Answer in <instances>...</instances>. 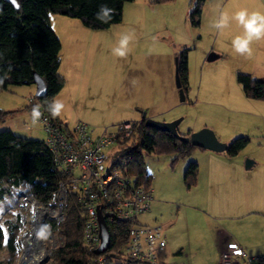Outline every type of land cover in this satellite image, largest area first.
<instances>
[{
    "label": "crops",
    "instance_id": "obj_1",
    "mask_svg": "<svg viewBox=\"0 0 264 264\" xmlns=\"http://www.w3.org/2000/svg\"><path fill=\"white\" fill-rule=\"evenodd\" d=\"M189 4L190 0H132L124 4L122 20L105 29L89 28L68 16L59 32L50 22L61 41L58 72L64 78L53 101L64 104L59 118L68 127L82 121L74 115L80 111L95 131L140 120L145 111L148 117L166 121L183 115L178 125L182 134L207 126L227 143L237 134L248 135L249 143L235 155L198 148L188 156L198 163V170L195 182L186 187L188 195L183 197L188 204L183 198L176 204L190 211L189 221L182 227L159 212L157 205L163 201L156 203L159 198L150 173L153 200L144 214L153 209L154 220L150 218L147 223L160 225L167 239L159 262L219 264L220 254L234 244L250 254L264 253V100L246 96L237 80L238 72L264 79V39L250 44L251 55H239L232 48L233 39L243 34L235 15L241 11L264 15V0H205L198 26L190 24ZM225 14L227 26L215 28ZM124 35L132 37L130 54L126 64L119 67L113 49ZM184 47L189 48V89L181 102L175 83V57ZM211 53L216 54L214 59H208ZM231 58L239 65L236 80L242 88V93L233 97L227 95L217 73V66L230 65ZM30 86L36 89L35 84ZM10 88L16 89L9 85L4 90L13 94ZM33 89L18 90V99L9 97L4 105L0 92V106L16 109L13 105L22 100L21 93L31 95ZM109 97L119 101V109L108 110L113 115L104 116L105 109L116 106ZM186 111H190L188 116ZM25 112H30L28 104ZM71 117L74 120L69 122ZM25 124L16 119L11 130L29 137L18 132ZM252 144L254 152H246ZM247 158L254 161L250 167H245ZM18 240L20 243V233Z\"/></svg>",
    "mask_w": 264,
    "mask_h": 264
},
{
    "label": "trees",
    "instance_id": "obj_2",
    "mask_svg": "<svg viewBox=\"0 0 264 264\" xmlns=\"http://www.w3.org/2000/svg\"><path fill=\"white\" fill-rule=\"evenodd\" d=\"M129 1L132 0H17L19 7L16 8L9 1L0 0V92L9 85L34 84L33 76L36 72L44 79L47 92L41 97L35 95V99L51 116L49 105L64 85V78L58 72L61 41L50 24L49 13L78 18L92 29H105L122 20L124 4ZM160 1L162 0H152ZM204 1L190 0L188 19L193 26L200 24ZM104 4L115 10L107 23L96 19L97 12ZM188 50V47H184L176 53L178 73L186 96L189 89ZM237 80L246 96L264 100V79L238 72ZM29 104L35 107L34 104ZM16 111L17 109L5 110L0 106V122L6 115ZM52 118L62 128L67 127L59 116ZM132 123L134 133L120 143L114 164L126 173L135 175L140 182L151 183L144 153H175L172 160L174 164L178 159L188 157L193 150L204 149L190 142H182L168 131L148 126L144 117ZM249 141L248 135H238L228 142L225 152L235 155ZM197 170L198 163L190 161L184 170L187 187L195 182ZM63 178V173L54 166L52 155L43 139L23 136L11 129L0 130V200L16 189L24 188L27 194L40 202L48 203L57 191L58 182ZM63 212L62 221L50 222L53 229H60L65 233L66 241L62 246L50 248L48 264H99L96 259L100 254H95L93 249L83 244L85 214L76 193L69 191ZM106 222L111 242L109 249L102 253L106 256L105 264L141 263L125 259L121 254V248L129 236L130 223L115 218H107ZM4 223L8 229L6 246L9 258H1L0 264H14V258L20 251L18 236L25 222L21 214L14 213ZM5 239L6 232L0 224V248Z\"/></svg>",
    "mask_w": 264,
    "mask_h": 264
},
{
    "label": "built area",
    "instance_id": "obj_3",
    "mask_svg": "<svg viewBox=\"0 0 264 264\" xmlns=\"http://www.w3.org/2000/svg\"><path fill=\"white\" fill-rule=\"evenodd\" d=\"M28 102L41 112L39 121L45 131L44 143L52 155L54 166L64 178L58 182L57 191L48 203L40 202L25 189L21 190L18 212L25 225L20 236L38 216L45 236L47 231L52 234L50 220L60 222L64 219L63 209L68 202L69 191H72L85 214L82 228L84 246L94 250L100 244V209L105 220L115 218L130 223L128 239L121 248L123 258L158 263L160 254L166 249V236L160 225L139 219L150 208L153 189L114 164L120 143L134 133L132 121L106 125L99 131L84 121L62 128L36 102L35 95L30 96ZM96 260L105 264L106 256L100 254ZM219 264H264V253L250 254L243 246L234 244L220 254Z\"/></svg>",
    "mask_w": 264,
    "mask_h": 264
},
{
    "label": "rangeland",
    "instance_id": "obj_4",
    "mask_svg": "<svg viewBox=\"0 0 264 264\" xmlns=\"http://www.w3.org/2000/svg\"><path fill=\"white\" fill-rule=\"evenodd\" d=\"M136 1H138V3H142V1H144V0H136ZM66 18H68V16L49 13V20H50L51 24L56 26V28L59 32H61L62 24H64V19H66ZM68 19L76 21L79 24L81 23L76 18L70 17ZM197 32L199 33L200 30ZM129 54H130V52H128V54L125 57H118L117 56L118 66L119 65L124 66L126 64V60L128 59ZM229 62H230V65L225 64V65L217 66V73H220V78H221L220 83L223 86V89L226 90L228 96L233 97L237 93H242V88H241V85L236 80V70H237L236 68L239 65L236 63V60L234 58L229 59ZM100 63L102 64L103 61L101 60ZM232 65H233V67H232ZM234 68H235V70H234ZM11 86L16 87V89L10 88L11 90H13V94L9 91H6V90L1 91V104L2 105H4L7 102L9 97L18 99V97L16 95L18 90L23 89L25 87L26 88L31 87V89H33L32 86H30V84H19V85H11ZM32 95H35V87H34L31 95H28L27 92L21 93V99L22 100L16 101L18 103L16 105H13V106L17 107L16 108L17 111L13 113L16 116L13 115V117H10L9 115H6V117L4 118V121L0 123V130L11 129L14 126L13 125L14 121L16 119H21V120H24L26 122V124L23 126V129H18L19 130L18 132H21L22 134H28L29 137H33V138H39V139L45 138V131L42 128L41 122L38 121L35 124H33V122H32L31 113H32L34 106L30 105L28 102V98ZM25 99H26V101H25ZM199 99H202V97H200ZM211 100H213L212 97H211ZM24 101H25V103H24ZM37 101H38V99L36 98V102ZM108 101L109 102L114 101L115 102L114 105L116 104V106L111 107L110 109L109 108L105 109V111L103 113L104 116L113 115V114H111L112 111L109 112L108 110H115L116 108L119 109V101H115V98L112 99V97H109ZM27 104H28V108L30 109L29 113L25 112V110L27 108ZM102 104L104 105V103H102ZM202 104H204V103H202ZM187 106L188 105H184L182 107H184V109H187ZM199 106H201V105H199ZM204 107H207V106L204 105ZM189 112L190 111H186L185 114L188 116ZM74 115H75V118H77L78 120H82L84 122H87L84 119L85 113H83L82 111H80L79 114H74ZM202 115H203V112H202ZM181 116H183V115H181ZM16 117H18V118H16ZM73 120L74 119H72V117H71V119H68L69 122H72ZM27 124H28V126H27ZM89 124H91V123H89ZM238 135H244V134L240 133V134H237L235 136H238ZM254 150H255V144H252L250 146V148H248V150H246V152H251V151L254 152ZM175 156H176L175 153H173V154H155V153L146 154V153H144V161H145V165H146L148 172L151 173L153 176L152 186H153V188H155L154 193H155L156 197L159 198L158 202H156V203H160L161 201H163L162 204L157 205V207L159 208V212L162 213V216L165 219L170 220V221H171V219L175 220V225H178V227H182L189 221L190 211L188 208H185V209H182L180 207L178 208L176 206V204L181 202V198H183L184 195H188V194H185L187 185H186L183 177H184V170L190 162V157L180 158L177 160V162H175L173 164L172 160ZM187 188H189V187H187ZM23 189L24 188L16 189V191L12 192L10 195H6L2 200H0V224L4 228L6 233H8V229H7V226L5 225L4 222L7 218H9L10 216H13L14 213H17V214L19 213L18 212V210H19L18 195L21 192V190H23ZM183 201L187 202V204H188L187 199L185 200V198H183ZM152 212H153V216H155L153 209H151V211H149L148 213H146V214L143 213L139 216L140 221L150 222V221H148V220H151L150 218H152L154 220V217L152 216ZM26 214H30V212L26 211ZM155 214H156V211H155ZM157 215L159 216L158 213H157ZM32 222H31L30 226L28 227L29 230H30V227L33 225ZM46 224L49 225V223H46ZM28 228L26 230H28ZM26 230H24L21 234L20 251L14 258V264H21L22 257L25 253L24 235L26 233L25 232ZM27 234H29V233H27ZM44 237H43V243L48 248L47 256H48V252H49V258H50V248H56V247L62 246L66 241L65 233L60 229H52V234H51V232L47 231L46 236L44 235ZM1 258H9V254H8V250H7V246H6V239H5L3 246L0 248V259ZM49 258L47 259L46 262H41L39 264H48ZM139 264H152V263L141 262ZM165 264H169V263H165Z\"/></svg>",
    "mask_w": 264,
    "mask_h": 264
},
{
    "label": "water",
    "instance_id": "obj_5",
    "mask_svg": "<svg viewBox=\"0 0 264 264\" xmlns=\"http://www.w3.org/2000/svg\"><path fill=\"white\" fill-rule=\"evenodd\" d=\"M9 1L14 7H19V4L17 0H7ZM216 57V54L211 53L208 55V59H214ZM175 64H176V70H175V83L178 88L179 93V99L181 102H184L186 100V94L182 88L181 80L178 73V57H175ZM33 83L36 86L35 89V95L38 97L44 96L47 92V87L45 84L44 79L36 72H34L33 76ZM142 117L145 118V123L148 126L157 128L159 130L168 131L171 134H173L177 139H179L182 142H190L191 144L216 151V152H222L225 151L228 143L225 141L220 140L214 130L210 127H202L198 130H194L190 132L188 135L182 134L178 131V125L182 120V116H179L177 118H174L172 120H158L151 117L146 116V112H142ZM254 161L250 158H247L245 160V167H250ZM98 222H99V236H100V244L93 250L95 254H102L106 252L109 249L110 242H111V234L109 226L105 220V218L102 216L100 209L98 210ZM8 239V233H6V241ZM20 240V239H19ZM49 258V252L48 256L45 258L44 262L47 261ZM152 264H162L161 262L158 263H152Z\"/></svg>",
    "mask_w": 264,
    "mask_h": 264
},
{
    "label": "clouds",
    "instance_id": "obj_6",
    "mask_svg": "<svg viewBox=\"0 0 264 264\" xmlns=\"http://www.w3.org/2000/svg\"><path fill=\"white\" fill-rule=\"evenodd\" d=\"M114 9L108 7L106 4L101 5L99 11L96 14V19L100 20L102 23H107L112 15L114 14ZM234 19L241 25L243 28V34L236 36L232 41L233 50L239 55H251L250 44L254 40H262L264 39V15L259 13H247L246 11H241L237 13ZM228 24V16L222 15L220 20L215 23L214 27L217 29H223ZM132 37L130 35H124L117 47L113 49L114 55L118 57H125L129 51V43ZM64 109V104L58 100H54L49 105V112L52 117H58L62 114V110ZM32 122L33 124L39 121L41 116V112L38 107H34L32 110ZM47 226H45L46 228ZM38 236L44 237L45 230L41 229Z\"/></svg>",
    "mask_w": 264,
    "mask_h": 264
},
{
    "label": "bare ground",
    "instance_id": "obj_7",
    "mask_svg": "<svg viewBox=\"0 0 264 264\" xmlns=\"http://www.w3.org/2000/svg\"><path fill=\"white\" fill-rule=\"evenodd\" d=\"M32 224L30 230L28 228L29 231L26 230V233L24 232L25 235L23 234L25 253L22 257L21 264H39L44 262L45 257H47L48 248L43 243V237L37 235L41 231L39 216L33 220Z\"/></svg>",
    "mask_w": 264,
    "mask_h": 264
}]
</instances>
